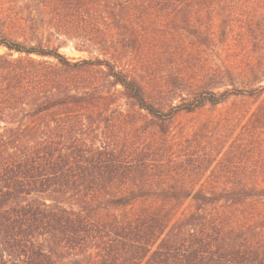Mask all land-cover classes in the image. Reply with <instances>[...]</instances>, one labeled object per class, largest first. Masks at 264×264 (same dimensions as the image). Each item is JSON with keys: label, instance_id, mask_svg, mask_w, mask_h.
Instances as JSON below:
<instances>
[{"label": "trees", "instance_id": "16d2710c", "mask_svg": "<svg viewBox=\"0 0 264 264\" xmlns=\"http://www.w3.org/2000/svg\"><path fill=\"white\" fill-rule=\"evenodd\" d=\"M221 2L0 0V264H264V168L242 137L253 127L221 159L222 125L173 128L242 91L164 108L131 70L157 27L201 39ZM68 42L97 56L72 60Z\"/></svg>", "mask_w": 264, "mask_h": 264}, {"label": "rangeland", "instance_id": "374dc122", "mask_svg": "<svg viewBox=\"0 0 264 264\" xmlns=\"http://www.w3.org/2000/svg\"><path fill=\"white\" fill-rule=\"evenodd\" d=\"M218 9L219 15L203 25L201 39L193 30L183 34L167 24L157 27V36L147 43L146 56H131V70L140 74V81L149 83L155 102L164 108L191 101L202 90H241L222 104L181 111L173 120V128L186 132L205 128L210 132L222 125L233 137L226 140L218 155L221 159L243 126H251L253 133L242 136L253 154L249 166L264 168V112L260 110H264V0H222ZM11 35L27 47L38 45L32 30L12 31ZM62 41L54 38L53 45ZM43 44L47 45L45 41ZM174 44L186 50L183 56L170 54ZM60 52L72 60L97 56L78 52L70 42L61 45ZM7 53V48H0V54ZM17 57L19 53H14Z\"/></svg>", "mask_w": 264, "mask_h": 264}]
</instances>
